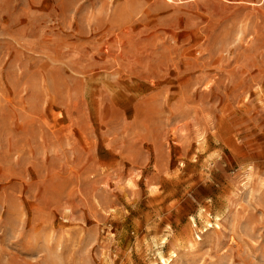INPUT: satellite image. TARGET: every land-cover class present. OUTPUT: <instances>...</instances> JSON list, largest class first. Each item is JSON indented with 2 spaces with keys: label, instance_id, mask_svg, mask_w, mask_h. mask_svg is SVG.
<instances>
[{
  "label": "rangeland",
  "instance_id": "obj_1",
  "mask_svg": "<svg viewBox=\"0 0 264 264\" xmlns=\"http://www.w3.org/2000/svg\"><path fill=\"white\" fill-rule=\"evenodd\" d=\"M0 264H264V0H0Z\"/></svg>",
  "mask_w": 264,
  "mask_h": 264
}]
</instances>
